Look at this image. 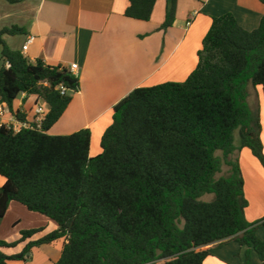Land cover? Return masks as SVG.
I'll use <instances>...</instances> for the list:
<instances>
[{
  "label": "trees",
  "instance_id": "16d2710c",
  "mask_svg": "<svg viewBox=\"0 0 264 264\" xmlns=\"http://www.w3.org/2000/svg\"><path fill=\"white\" fill-rule=\"evenodd\" d=\"M129 1L126 16L151 19L157 0ZM177 5L166 0L163 29L173 25ZM24 31L0 30V104L21 121L14 102L22 93L43 99L49 110L18 130L0 126V175L6 178L0 217L15 201L58 227L0 239V264L26 260L33 247L62 237L67 242L55 264H204L208 245L230 239L248 247L244 264H252V249L264 263V239L257 235L264 218L247 219L244 177L239 158L231 157L246 147L264 167L261 104L250 103L252 90L260 88L264 97V15L253 30L231 12L213 17L195 69L184 81L137 87L120 100L96 156L89 128L49 133L80 78L67 66L31 62L3 38ZM224 164L227 174H221ZM206 194L212 199L204 200Z\"/></svg>",
  "mask_w": 264,
  "mask_h": 264
},
{
  "label": "crops",
  "instance_id": "0c3cea01",
  "mask_svg": "<svg viewBox=\"0 0 264 264\" xmlns=\"http://www.w3.org/2000/svg\"><path fill=\"white\" fill-rule=\"evenodd\" d=\"M129 5V0H0V30L11 26L25 30L3 36L10 48L21 51L31 62L40 58L53 66L78 65L73 72L80 78V89L73 93L71 103L49 133L64 135L91 129V156L101 153V138L112 123L113 108L132 90L180 82L189 76L198 63V50L213 17L231 12L243 28L253 30L264 15L261 0H178L173 25L163 29L166 0L156 1L148 21L126 16ZM30 36L33 41L24 51ZM2 65L0 57V69ZM257 101L261 104L264 146V97L260 88L252 90L250 98L252 106ZM38 107L49 110L36 95L22 93L14 102V109L24 115L23 122L28 125L39 122ZM21 122L6 104H0V126L20 127ZM238 158L249 202L246 217L255 222L264 218V167L249 148H242ZM5 181L0 175V187ZM37 227H45V234L58 226L14 201L6 215L0 217V239L15 241L22 230ZM257 235L264 239V225ZM66 242L67 237H62L35 246L26 260H11L9 264H55ZM208 247L211 255L204 264H244L248 249L234 239ZM251 254L252 264H264L255 250Z\"/></svg>",
  "mask_w": 264,
  "mask_h": 264
},
{
  "label": "built area",
  "instance_id": "2783aa9c",
  "mask_svg": "<svg viewBox=\"0 0 264 264\" xmlns=\"http://www.w3.org/2000/svg\"><path fill=\"white\" fill-rule=\"evenodd\" d=\"M32 41H33V36H30V37L28 38L26 44L23 46V50H24V51L28 49V47H29V45L32 43ZM77 68H78V65H77L76 63L71 64V66H70V69H71L72 71H75ZM61 88H62V93H65V88H64L63 86H62ZM37 113L41 116V117H40V120H41L42 117H43V115H44V113H45L44 108H43V107H38V109H37ZM40 120H39V121H40ZM9 126H12L15 130H18V129H20L21 127H27V126H29V125L22 121L20 127H17V126H15V125H9Z\"/></svg>",
  "mask_w": 264,
  "mask_h": 264
},
{
  "label": "rangeland",
  "instance_id": "374dc122",
  "mask_svg": "<svg viewBox=\"0 0 264 264\" xmlns=\"http://www.w3.org/2000/svg\"><path fill=\"white\" fill-rule=\"evenodd\" d=\"M240 143H241L240 135H239V132L236 131V132H235V146H236V147H239V146H240ZM217 154H218V155H221V151H217ZM238 155H239V151L236 150V151L232 154L231 157H232L233 159H236V158L238 157ZM228 170H229V166H227L226 164H224V165H223V170H222V173H221V174H227V173H228ZM212 197H213V195H211V194H206V195H204L202 198H203L204 200H210V199H212ZM247 200H248V199H247ZM24 220H26V219H24Z\"/></svg>",
  "mask_w": 264,
  "mask_h": 264
}]
</instances>
